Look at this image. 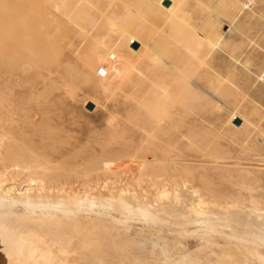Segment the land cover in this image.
<instances>
[{
	"label": "bare ground",
	"instance_id": "obj_1",
	"mask_svg": "<svg viewBox=\"0 0 264 264\" xmlns=\"http://www.w3.org/2000/svg\"><path fill=\"white\" fill-rule=\"evenodd\" d=\"M190 2L144 0L134 20L146 23L151 19L152 25L148 35L138 39L133 22L121 24L115 17L120 8L132 5L130 0H46L53 17L75 25V35H83L78 26L81 22L91 24L98 16L106 20L101 30L108 39L125 42L126 51H102L99 66L109 76L103 87L138 88L142 93L136 100L144 115L143 125L137 127L143 135L142 144L130 146L128 153L112 155L106 151L83 165L53 159L43 145L25 135L23 125L38 133L42 127L26 114L17 119L22 105L11 111L6 100H0V264H189L190 254L183 256L185 246L178 238L160 236L148 250L147 243L121 239L114 233L123 229V220L131 219L171 227L200 225L206 232L200 237L205 245L195 252L202 254L215 245L211 233L232 223L238 212L234 210L243 203L220 196L205 173L207 168L181 164L178 144L170 145L162 137L186 126L188 133L181 138L202 161L216 165L226 160L215 149L219 133L214 130L210 139L200 140L190 129V117L211 110L219 116L227 114L231 132L259 131L264 141L262 105L250 95L257 86L264 87V71L255 72L254 56L261 34L255 23L263 19L264 0H193L191 7ZM169 24L171 35L165 32ZM224 26L229 30L224 31ZM164 38L173 44L176 56L158 53L157 45ZM248 104L252 106L249 111L243 108ZM171 113L179 118L177 126L171 123ZM136 115L130 113L128 120L135 127ZM117 123V117L108 121L114 134ZM247 141L243 153L256 155L253 149L257 143ZM114 144L115 135L106 148ZM96 188L109 191L95 193ZM186 197L191 203L187 212L171 205V211L164 209L165 204H179ZM17 207L23 212L18 213ZM77 212L109 218L117 212L121 218L118 222H98L80 218ZM245 215L242 225L246 228L253 225L252 217L258 220L256 240L264 246V206L254 204ZM201 258L190 264H264V251L239 244L223 254L211 248L205 262Z\"/></svg>",
	"mask_w": 264,
	"mask_h": 264
},
{
	"label": "rangeland",
	"instance_id": "obj_2",
	"mask_svg": "<svg viewBox=\"0 0 264 264\" xmlns=\"http://www.w3.org/2000/svg\"><path fill=\"white\" fill-rule=\"evenodd\" d=\"M130 1V7L120 8L116 13V20L121 24L133 22L135 36L138 39L145 38L151 29V19L146 23L134 20V15L142 7L144 0ZM167 3H164V6H167ZM191 3L193 0L189 4L190 7L193 5ZM262 14L263 19L255 23L261 32L257 41L258 49L254 55L255 72L258 74L264 71V5ZM96 18L98 19L91 24L86 20L81 22L78 26L83 35H75V25L53 17L49 13L46 0H0V100L5 99L6 108L11 111L22 105L20 118L18 116L17 119H23L26 114L37 126L42 127L43 131L38 133L35 129L23 125L25 135L33 139L38 146L43 145L50 157L67 159L77 165H83L88 159L98 158L106 151L112 155L131 152L132 147L141 146L143 138L137 128L142 126L144 121L143 109L136 101L142 96L139 89L132 90L124 86L103 87L104 79L109 76L99 66L100 53L105 50L126 51L127 48L124 41L115 42L108 39V35L101 30L106 20L98 16ZM155 21L153 19L152 22ZM223 29L229 30L226 26ZM165 32L167 35L172 34L171 24L166 26ZM105 37L107 39H104ZM157 50L164 56H176L173 44L166 38L159 41ZM218 60L222 65V57ZM250 95L253 96V101L262 105L264 116V87L257 86ZM243 108L250 110L252 106L248 104ZM132 112H137L136 127L128 123L129 114ZM112 117L118 119L116 134L108 127V121ZM189 121L190 129L192 128L200 140L210 139L214 130L220 134L215 149L226 160L219 162V165L202 161L193 150L187 148V141L181 138V134L188 133L186 126H179V132L173 130L166 133L162 137L163 141L170 145L178 144V152L183 155L181 164L187 163L192 167L204 165L212 188L220 196L233 203H243L234 210L242 215L237 212L232 223L211 233L215 245L221 247L220 249L213 245L212 251L223 254L239 244L260 247L264 251V246L256 240L257 219H250L253 224L251 227L242 225L247 217L245 214L252 205L264 206V141L259 136V131L252 134L245 129L231 132L230 127L226 125L227 114L219 116L211 110L201 111L198 115L190 117ZM179 122V118L171 113V123L177 126ZM262 129L264 130V121L260 126V130ZM113 135L117 137V144L106 148V143ZM246 139L250 145L257 143L253 149L257 152L256 155L243 153L242 146ZM198 183L197 181L196 184ZM118 184L123 187L122 182ZM107 191L108 188L94 190L95 193ZM190 204V197H186L182 203L165 204L164 209L166 212L172 208L187 212ZM15 210L18 213L23 212L21 207ZM210 210L217 211L212 207ZM76 214L81 216L80 218L91 217L98 222H118L121 218L117 212L112 213L113 218L97 213ZM123 221L124 232H115L114 236L147 243L148 250L152 249L153 242L159 241L160 236L178 238L185 246L183 256L190 254L187 255L189 264L197 257H202L205 262L211 249L203 251L202 254L195 252L197 248L205 245L200 237L206 232L200 225L171 227L133 219ZM147 230L152 232L143 234ZM194 236H197L196 239ZM243 237L249 240L246 241ZM212 257L216 259L215 256Z\"/></svg>",
	"mask_w": 264,
	"mask_h": 264
},
{
	"label": "water",
	"instance_id": "obj_3",
	"mask_svg": "<svg viewBox=\"0 0 264 264\" xmlns=\"http://www.w3.org/2000/svg\"><path fill=\"white\" fill-rule=\"evenodd\" d=\"M167 5H168V3H167ZM134 47L137 48L138 44H135ZM237 124H240V121H237Z\"/></svg>",
	"mask_w": 264,
	"mask_h": 264
}]
</instances>
